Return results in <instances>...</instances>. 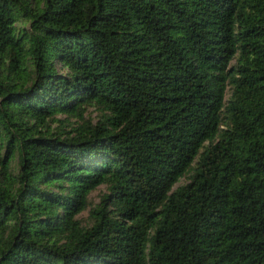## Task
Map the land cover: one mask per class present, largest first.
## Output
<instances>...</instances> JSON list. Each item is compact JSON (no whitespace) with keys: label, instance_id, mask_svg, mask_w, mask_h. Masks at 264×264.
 Wrapping results in <instances>:
<instances>
[{"label":"trees","instance_id":"obj_1","mask_svg":"<svg viewBox=\"0 0 264 264\" xmlns=\"http://www.w3.org/2000/svg\"><path fill=\"white\" fill-rule=\"evenodd\" d=\"M0 264H264V0H0Z\"/></svg>","mask_w":264,"mask_h":264},{"label":"rangeland","instance_id":"obj_2","mask_svg":"<svg viewBox=\"0 0 264 264\" xmlns=\"http://www.w3.org/2000/svg\"><path fill=\"white\" fill-rule=\"evenodd\" d=\"M92 119H93V123H95L96 121H98V116L96 113L93 112L92 114ZM188 181V177H184L181 179V181L178 183V185L180 184H184ZM107 190H106V187L104 185L100 186L98 189L94 190L91 194H90V199L92 200L93 203H98L100 201V198H101V195L103 193H105ZM87 216H88V212H83L81 214V217L87 219Z\"/></svg>","mask_w":264,"mask_h":264}]
</instances>
